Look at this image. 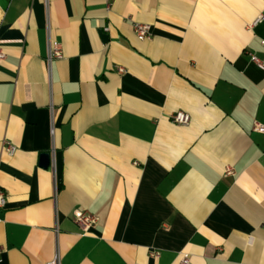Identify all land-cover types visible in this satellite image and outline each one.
<instances>
[{"label": "crops", "instance_id": "crops-1", "mask_svg": "<svg viewBox=\"0 0 264 264\" xmlns=\"http://www.w3.org/2000/svg\"><path fill=\"white\" fill-rule=\"evenodd\" d=\"M262 40L264 0H0V264H264Z\"/></svg>", "mask_w": 264, "mask_h": 264}, {"label": "built area", "instance_id": "built-area-1", "mask_svg": "<svg viewBox=\"0 0 264 264\" xmlns=\"http://www.w3.org/2000/svg\"><path fill=\"white\" fill-rule=\"evenodd\" d=\"M46 5L48 6V0H46ZM135 30L137 37L140 40H144L150 36L151 26L146 23H136ZM262 45L264 46V40H262ZM6 57V53L3 47L0 45V62H2ZM64 57L62 45L59 42H50L48 46V55L47 60L51 64L56 59H61ZM253 61H255L258 66L264 68V63L262 60L256 55L252 56ZM119 72H124L125 69L122 66H115ZM172 121L180 124V125H188L191 121V117L189 114L179 111L172 115ZM254 130L264 134V124L256 123L254 126ZM6 147L10 154H14L17 151L16 146L11 144L10 142L6 143ZM228 174H234V170L232 168L227 169ZM6 202L5 194L3 190H0V206H4ZM74 218L76 222L79 224L83 233L88 232L91 228L95 227L98 222L97 216L89 212L88 210L83 209H75L74 210ZM2 249L0 248V254ZM158 252H153L152 255H156ZM2 261L0 257V262ZM46 264H62L59 251H57L54 257L48 261ZM180 264H192L191 263V255L187 252H183L180 259Z\"/></svg>", "mask_w": 264, "mask_h": 264}, {"label": "water", "instance_id": "water-1", "mask_svg": "<svg viewBox=\"0 0 264 264\" xmlns=\"http://www.w3.org/2000/svg\"><path fill=\"white\" fill-rule=\"evenodd\" d=\"M104 37H106V35H103ZM51 162V156L48 153H44L41 155V164L44 167H48L50 165Z\"/></svg>", "mask_w": 264, "mask_h": 264}]
</instances>
